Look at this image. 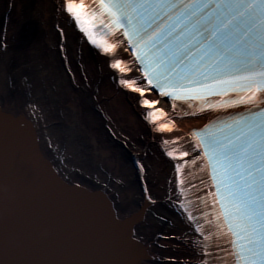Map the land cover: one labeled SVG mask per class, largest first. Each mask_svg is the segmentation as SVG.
Here are the masks:
<instances>
[{
  "label": "snow or ice",
  "instance_id": "6c2138e0",
  "mask_svg": "<svg viewBox=\"0 0 264 264\" xmlns=\"http://www.w3.org/2000/svg\"><path fill=\"white\" fill-rule=\"evenodd\" d=\"M57 10L103 54L107 67L116 70L113 78L138 94L154 132L172 133L173 128L157 120L166 114L154 109L158 101L145 98L146 90L173 102L198 100L200 111L246 106L248 115L190 131L188 148L198 150L190 161L183 160L189 151L163 141L172 144L166 155L175 161L179 186L177 191L169 181L167 198L183 213L191 233L165 239L190 247L195 264H264V0H62ZM59 35L65 36L63 29ZM123 52L140 73L135 79L124 76L132 68ZM216 97L222 99L209 101ZM136 166L143 173L139 160ZM192 166L201 174L199 188L187 179ZM188 185L194 201L187 196ZM143 192L151 200L147 184ZM109 223L122 231L111 213ZM122 233L132 252L126 264H139L135 236ZM170 264L181 262L172 257Z\"/></svg>",
  "mask_w": 264,
  "mask_h": 264
},
{
  "label": "bare ground",
  "instance_id": "6f19581e",
  "mask_svg": "<svg viewBox=\"0 0 264 264\" xmlns=\"http://www.w3.org/2000/svg\"><path fill=\"white\" fill-rule=\"evenodd\" d=\"M47 2L41 12L37 13L35 9H30L31 18L29 21L38 19L46 29V34L38 43L41 50H32L36 54V58L28 50L37 44L34 45L33 39L25 38L23 40V36H21V26L25 21L17 19L14 25L10 28L8 26L10 16L17 15L11 9L13 5H11V10L0 15V25H5L2 28L4 42L2 41L1 44L5 47V40L9 41L12 37L11 49L14 48L16 52V58L12 57V59H16L20 72L19 80L14 81L13 90L14 96H19V99L13 98L12 101H8V94L3 89L7 80L4 74L6 68L0 62V77H2L0 79V99L2 97L1 100H3L0 103V134L5 129L4 125L9 124L6 121L12 119L11 121L14 123H22V127H17V131L22 130L23 141L20 143L19 139H15L13 135H7L6 139L1 140L0 194L6 199L7 206L1 224L8 223L11 229L14 221L12 218L18 217L25 220V206L21 205L19 196L22 191L26 190V205L29 201L33 208H41V211L53 209L54 213L64 215L70 221L69 227L73 234L70 242L71 250L67 252L68 249L64 246L62 251L64 257L62 261H57L58 264H64L68 260L85 261L88 258L91 259L90 262L86 261L82 264H126L131 259V249L125 245V237L121 230L112 227L109 232V229L106 228L105 217L102 221H98L96 214L91 210L90 204H94V202L88 198L86 191L89 189L83 188L82 185L79 186L76 191L80 196H77V199L66 196L67 199L54 209L57 202L55 195L59 191L50 185L48 179L52 175L46 170H51L61 181L67 180V177L71 180L84 178L78 176L77 168L84 173L88 171L95 173L96 179L100 181V184L93 186V188L96 187L95 191L105 200H107V196H113L116 191L118 197L114 198L112 202L113 204L114 201L117 202V205L114 204L116 209L122 211L120 216L124 215L126 211L136 209L138 202L142 201L135 181L137 175L127 157V154L133 152L128 141L138 143L141 139H147L149 132L143 123L141 109L131 103L130 94L110 83L113 77L109 71L105 69L107 83L101 85L103 94L94 88L92 78L95 76L91 68H97L100 65L96 63L99 61V57L94 55L83 41L74 37L72 32L70 33L76 40L72 36L68 37L72 50L67 55L68 62H65L63 58L65 50L63 52L60 50V45L63 43L56 31L58 27L50 25L51 19L57 24L58 12L52 11L51 13L49 7L53 1ZM1 6L0 2V10L3 7ZM64 27L63 29L67 30L65 24ZM27 52L30 60L26 57ZM100 61L104 64L106 62L105 59ZM69 68L71 72L68 71ZM85 76L87 79H84ZM97 87H100L99 82ZM13 100L14 103H12ZM24 104L26 106L35 105V108L32 107V109L37 112V115L32 114L33 112L25 108ZM202 119L201 117H192L183 119L180 123L182 125H197ZM29 121L36 134L34 144L38 151L37 156L30 157V161L25 159V154L34 145V139H32L27 124ZM143 131H145V137L141 135ZM152 136L156 141L157 136L154 134ZM8 137L11 138L10 141ZM145 155L150 165V172L159 183L155 189V196L158 201L163 203L145 204V221L137 228V232L135 231V233H141L140 238L143 241L145 237L148 240L144 241L145 247L148 249L151 247V250L159 256L155 260L148 258V261H144L143 264H170L172 257H175L181 264H185L186 261H189L188 254L190 258L196 259L190 247L182 243L183 246H179L173 254L171 242H181L175 239L167 240L165 236H155L156 230H174V225L181 236L186 233L191 234L179 209L167 198L169 181L173 182L175 188L171 164L157 150L155 143L148 146ZM43 159L47 161L49 168L42 164ZM14 167H19L17 175L14 170H12V174L10 173ZM62 170L66 174L60 173ZM15 175L14 183L18 185V189L14 188L11 180ZM65 182L67 181L63 183ZM58 188L65 189L59 184ZM46 198L51 199V202H46L44 200ZM66 200L70 201V204ZM43 203L46 206L42 209L39 205H43ZM101 203L103 202L101 201ZM109 203L112 204L110 201ZM164 204L173 208L177 212L174 215L179 214L183 221L176 217V224L172 225L173 222L169 223L166 219H161L158 212H160V206ZM2 206L5 205L2 204ZM2 206L0 205V208H3ZM36 211L40 213L39 210ZM97 214L99 218L102 217L98 210ZM50 221L52 226L56 225L54 219H50ZM122 228L124 227L122 226ZM22 231L26 237L31 235V222L25 223L20 233ZM123 232L127 233L128 229L125 228ZM161 233L165 235L164 231ZM151 235H154L155 240L151 238ZM44 237V234L40 235L41 239ZM166 245L169 248H165ZM41 250L46 252L45 248H41ZM43 260L44 263L41 264H54V259L50 263H47V257H44Z\"/></svg>",
  "mask_w": 264,
  "mask_h": 264
},
{
  "label": "rangeland",
  "instance_id": "374dc122",
  "mask_svg": "<svg viewBox=\"0 0 264 264\" xmlns=\"http://www.w3.org/2000/svg\"><path fill=\"white\" fill-rule=\"evenodd\" d=\"M26 4L27 5H29L30 7L31 6H37V8L39 7V4H42V1H41V3H40V0H28V2H26ZM40 26V25H39ZM40 28H41V26H40ZM39 32H40V30H39ZM12 56H14V55H12ZM9 70V69H8ZM34 74V73H33ZM12 81V80H11ZM3 89L5 90V91H7L8 93V95L7 96H9L10 98H11V95H12V93L14 92L13 91V86H12V83H10V85L9 84H5V86L3 87ZM11 94V95H10ZM8 97V98H9ZM77 167V166H76ZM91 179L92 180H95L96 178H95V175H91Z\"/></svg>",
  "mask_w": 264,
  "mask_h": 264
},
{
  "label": "water",
  "instance_id": "95a60500",
  "mask_svg": "<svg viewBox=\"0 0 264 264\" xmlns=\"http://www.w3.org/2000/svg\"><path fill=\"white\" fill-rule=\"evenodd\" d=\"M7 123H11V124H15V125H19V123H14V122H11V121H6Z\"/></svg>",
  "mask_w": 264,
  "mask_h": 264
}]
</instances>
